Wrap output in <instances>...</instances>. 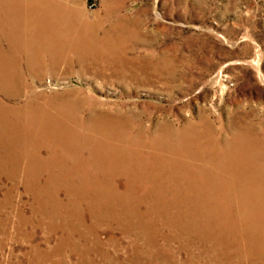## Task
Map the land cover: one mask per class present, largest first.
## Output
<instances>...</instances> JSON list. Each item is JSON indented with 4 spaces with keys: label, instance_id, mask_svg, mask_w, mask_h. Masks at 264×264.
<instances>
[{
    "label": "rangeland",
    "instance_id": "obj_1",
    "mask_svg": "<svg viewBox=\"0 0 264 264\" xmlns=\"http://www.w3.org/2000/svg\"><path fill=\"white\" fill-rule=\"evenodd\" d=\"M6 4L2 23L21 21L29 7L68 28H57L55 56L38 50L30 67L12 58L18 96L0 94V106L17 129L31 108L77 137L103 116L121 139L161 141L165 150L137 159L153 171L119 175L98 168L115 158L0 139V264H264L260 191L219 187L218 174L230 176L212 159L236 138L264 149V0ZM70 45H82L85 67ZM22 153L35 154L40 178L26 181Z\"/></svg>",
    "mask_w": 264,
    "mask_h": 264
},
{
    "label": "bare ground",
    "instance_id": "obj_2",
    "mask_svg": "<svg viewBox=\"0 0 264 264\" xmlns=\"http://www.w3.org/2000/svg\"><path fill=\"white\" fill-rule=\"evenodd\" d=\"M7 6V4L0 5V11L6 9L10 11V8ZM32 10L33 9L29 7L23 8L22 12H24V15L21 21L14 20L11 15L7 16L3 23L0 21V94L7 98L18 96V79L12 75V66L14 65L12 58L21 56V61L27 67L34 65V63L39 64L37 55L38 50L46 52L48 56H50V54L55 56V53L58 52L61 44L59 40H57L56 35L57 28L60 27L61 24H63V33L68 34L67 21H62L44 12L39 13L35 11L36 13H34ZM78 46L70 45V49L78 56L76 63L79 64V67H85L84 65L88 62L82 58V45ZM19 85H21V83H19ZM9 109L10 110H7V107L4 105L0 106V139L4 138L11 143L14 140L21 142V144L37 140L39 144L33 145L37 149L45 144H49L52 146L51 149H57L60 155L66 157L84 153L96 159L115 158L117 160L116 163L112 164H109V162L99 163L98 168L101 171L125 175L133 169L138 168L140 174L144 175L145 172L148 173L153 171L156 166L150 162L147 168H145L146 166L138 163L137 159L140 157L155 159L165 150V146L161 144L164 142L161 141H151L145 145L139 144L136 138H130L128 140H126V138L121 139V137L118 136L116 124H110L107 122L109 120L103 118V116L99 118L100 122L93 121L86 124L89 136L77 137L73 135L70 130L66 129V127L55 124L51 120L43 122L31 108L27 110V122L17 129L18 126L14 125V122L12 123L8 117L12 113L11 108ZM34 116H38V122L35 120ZM91 116L92 114L90 113L88 118L90 119ZM111 128L115 129L116 132L113 133V130H110ZM76 141H79L81 144L79 146H73L72 142ZM170 145L172 144L170 143ZM225 145H228L230 149L226 147L227 151H225L224 154H221V152L215 153L212 159L214 164L226 170L230 177L226 181L222 180V176L218 174L219 176L216 177L217 185L219 187L226 186V189L242 186L259 190V196L261 198L259 199V205L264 209V149L258 146L257 143L250 142L247 144L245 140L243 141L240 138H236L233 142L229 144L226 143ZM34 155L35 154H21L24 161V172L27 182L32 180L27 175L34 174L36 178H40L41 174L44 172L40 161L34 158ZM220 161L222 163H220ZM61 166V164H50V168H59ZM23 180L25 182V179ZM35 181H37V179ZM47 182H52V179H47ZM134 182L135 180L128 179L125 188L129 189L128 184H134ZM150 183L157 184L153 180ZM194 186L195 185H189L186 189L193 191V193L196 190L201 191L200 187ZM200 199L201 197L197 195L189 198H182V202H184L183 205L189 206L191 200L199 203L198 200ZM246 207L251 212V206L248 205ZM249 237L252 240L256 239L255 236L253 237L250 235Z\"/></svg>",
    "mask_w": 264,
    "mask_h": 264
}]
</instances>
